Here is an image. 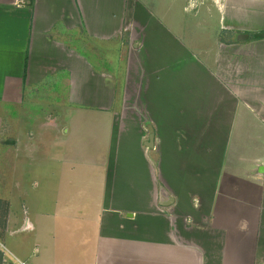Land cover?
Here are the masks:
<instances>
[{
	"label": "crops",
	"instance_id": "crops-1",
	"mask_svg": "<svg viewBox=\"0 0 264 264\" xmlns=\"http://www.w3.org/2000/svg\"><path fill=\"white\" fill-rule=\"evenodd\" d=\"M250 1L259 7V0ZM214 2L222 9L220 0ZM244 2L230 3L237 8L233 18L241 23V34L252 32L250 15L256 14ZM118 3L144 10L154 4H108ZM170 5V0L161 4L162 9ZM96 11L95 20L84 0H0V207L2 202L9 207L0 264H264V39L223 42L231 62L206 70L209 93L188 100L194 104L191 126L190 112L171 119L165 100V127L159 133L152 123L148 129L153 128L156 143L166 142V149L180 156L165 155L163 172L150 153L137 155L126 145L112 150L110 140L97 145L101 156L87 164L74 159V151L84 146L71 145V139L84 135L90 117L101 127L103 116L112 128L110 113L93 110L101 106L86 96L101 87V40H117L130 31L127 21L135 22L112 16L108 34L102 31L105 22L101 28V7ZM77 81L80 92L74 91ZM59 87L68 90L71 102L81 96L85 108L61 118L51 111L43 115L41 105L57 101L42 100L41 91ZM59 119L66 129L58 128ZM145 165L157 170L156 180L150 181L151 190H136L131 173ZM42 166L48 168L45 176ZM79 166H93L101 175L90 181L81 173L74 177ZM57 167L68 170L60 190ZM125 167L131 181L115 176ZM75 179L82 181L85 195L72 208ZM161 184L174 200L171 206L159 203ZM63 187L68 210L61 206Z\"/></svg>",
	"mask_w": 264,
	"mask_h": 264
},
{
	"label": "rangeland",
	"instance_id": "rangeland-1",
	"mask_svg": "<svg viewBox=\"0 0 264 264\" xmlns=\"http://www.w3.org/2000/svg\"><path fill=\"white\" fill-rule=\"evenodd\" d=\"M109 2L110 0H103L98 6L97 0H84L85 8L90 11L95 20L98 18L96 8L101 7V28L102 22L106 23L105 27L107 26L106 28L103 26L102 31L105 30L108 34L111 32L108 30V25H110L109 21L112 16L118 21L124 16L126 19L135 21L131 23L126 20L130 23V25L127 24L130 31L124 33L120 38H116L117 40H101V87H96L94 92L86 94L95 100L94 105L101 106V110H93L110 113V118L107 120L112 128H108L103 116H101V127L97 125L99 121L93 117L87 119L89 126L90 124L93 125L94 129L88 126L82 132L84 135L79 138L74 136L71 139V145L84 146V151H74L73 157L75 160H84L89 164L95 158L98 159L99 155L101 156L99 147L110 140L112 150L116 148L122 150L126 145L128 151H134L137 155L142 152L150 153V158L158 166L160 165L157 166V170L160 169L163 172V164L166 167L167 160H164L166 156L172 154L174 159V156L179 154L175 150L172 152V149L168 151L166 142H154V148L145 146L144 144L149 141L148 125L155 123L159 128V133L165 127L162 125L164 123L162 113H166V100L170 107L169 112L173 113L171 119L179 111L190 112L187 116V124L191 126L193 120L190 118V114L194 110V104L188 100L194 98L195 95L199 98L200 95L209 93L208 83L205 81L208 79L207 71L211 69L210 67L214 70L216 64L225 68L226 64L231 62V51L225 47L223 42H237L239 31L244 30L241 29V23L237 21V18H233L237 16V8H232L233 4H230L233 3V0H229L227 6L226 0H220L222 9L217 6L214 0H170L169 9L168 6L163 9L161 6L162 3L167 4V0H153V7L149 6L148 10L142 9L138 4L136 6L135 3H128L126 8L118 3L115 8L114 6L111 8ZM252 2L249 0L247 4L244 2L251 13L256 12L254 16L249 14L254 21L251 24L252 32L250 33L259 34L264 32V0H259L256 3L258 8ZM234 3L237 2L234 1ZM255 19L263 22L258 23L259 21ZM90 22L94 23L92 20ZM240 40L239 42H243ZM151 63L154 64V67ZM200 77L203 80V85L199 81ZM76 83L74 91L80 92L81 81ZM59 88L53 91L49 89L41 91L42 100L46 102L57 101L56 103L41 105L43 115L51 111L52 114L61 118L63 113L67 114L70 110L78 111L85 108L81 104V96L80 98L75 96V100L73 99L75 102H71L69 98L67 99L68 90L63 87ZM56 121H58L59 125L57 126L60 130L66 129L61 119ZM177 134L173 136L174 141L178 139ZM120 153L125 154L123 151ZM189 159H192L190 155L184 158L185 162ZM42 167V175L45 176L48 168ZM127 168L121 170L118 168L115 176H120L125 181H131V175ZM77 169L78 174L72 173L74 177H78L81 173V175L88 177L89 181L93 177L96 179L97 176L101 175V170L94 169L93 166L87 170L86 167L80 166ZM83 169L84 173H82ZM57 170L59 171L56 172L58 178L56 183L60 190V185L61 187L63 185L62 177H66L68 170L66 171L63 167H57ZM155 170H151L145 165L143 170L131 173L134 182L137 181L133 187L138 183L136 190H141L142 186L151 190L150 181L156 180L155 176H157ZM189 170L187 168V172ZM191 171L193 172L192 168ZM37 172L40 174L39 171ZM24 173L27 176L26 169ZM105 174L107 175V172ZM61 182L62 184H60ZM75 182L76 185L72 187L73 196L69 198L70 202H73L72 208L73 204L76 203L75 199L79 200L82 195H85L80 188L82 181L79 182L75 179ZM91 191L89 189V193ZM60 195L65 196L62 198L61 204L63 209H71V205L66 203V189L64 187ZM6 206L7 202H2L0 207V238L6 233L4 231V219L7 209H9ZM74 206L77 207V204Z\"/></svg>",
	"mask_w": 264,
	"mask_h": 264
},
{
	"label": "water",
	"instance_id": "water-1",
	"mask_svg": "<svg viewBox=\"0 0 264 264\" xmlns=\"http://www.w3.org/2000/svg\"><path fill=\"white\" fill-rule=\"evenodd\" d=\"M154 142H155V132L153 128H150V137L149 141L147 143V146L150 148H154ZM159 203L161 206L168 207L171 206L174 203V200L171 199L168 191L162 186H159Z\"/></svg>",
	"mask_w": 264,
	"mask_h": 264
},
{
	"label": "trees",
	"instance_id": "trees-1",
	"mask_svg": "<svg viewBox=\"0 0 264 264\" xmlns=\"http://www.w3.org/2000/svg\"><path fill=\"white\" fill-rule=\"evenodd\" d=\"M241 39V40H240ZM264 39V32L259 33V34H251V33H243V34H238V41H245V42H251V41H257V40H262ZM235 42V41H234Z\"/></svg>",
	"mask_w": 264,
	"mask_h": 264
},
{
	"label": "built area",
	"instance_id": "built-area-1",
	"mask_svg": "<svg viewBox=\"0 0 264 264\" xmlns=\"http://www.w3.org/2000/svg\"><path fill=\"white\" fill-rule=\"evenodd\" d=\"M19 264H26V263H24V262H19Z\"/></svg>",
	"mask_w": 264,
	"mask_h": 264
}]
</instances>
